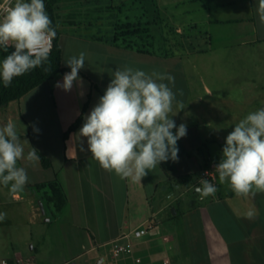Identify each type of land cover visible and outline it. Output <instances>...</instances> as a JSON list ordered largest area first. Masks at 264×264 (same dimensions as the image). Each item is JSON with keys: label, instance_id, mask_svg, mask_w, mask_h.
I'll list each match as a JSON object with an SVG mask.
<instances>
[{"label": "crops", "instance_id": "1", "mask_svg": "<svg viewBox=\"0 0 264 264\" xmlns=\"http://www.w3.org/2000/svg\"><path fill=\"white\" fill-rule=\"evenodd\" d=\"M5 1L0 0V7ZM163 1H152L151 21H145V15L138 18L148 23L152 33L162 32L165 49L157 51L153 47L146 53L114 42L112 20L108 34L81 33V28L91 27V23L76 22V14L98 9L112 11L116 8L113 2H69L75 6L67 8H60L63 3L58 4L55 17L60 34L61 66L70 69L65 64L66 55L86 53L85 67L79 71L82 87L74 82L69 92L55 88L57 81L62 83L64 73L11 102L4 112L0 111L4 124L9 120L16 122L25 155L33 147L52 164L51 168L44 169L39 161H18V166L27 171L28 182L22 191L14 194L0 184V206L7 201L24 204L29 217L35 220L45 215L46 204L43 191L28 186L55 180L65 197V205L55 219L59 222L64 215L62 225L71 232L66 242L70 259L62 264H104L105 255L99 250L112 246L119 236L130 232L125 230L136 219H132L134 215H140V223L133 230L148 222L155 227V217L169 204L152 209L147 185L155 191L157 183L167 180L171 184L198 174L195 183L189 182L198 195L195 188L200 184V173L206 166L215 168L220 161L225 138L230 133L228 127L234 128L239 122L242 109L247 115L264 107V97L258 99V91L264 95V83L258 81L264 79V25L257 14L258 0H168L162 4ZM58 12H63L64 17ZM185 35L189 39L185 40L184 49H175L170 39ZM126 65L149 74L156 71L174 76L176 99L172 110L178 107L188 112L171 117L177 126L181 123L187 126V135L177 142L178 162H161L140 182L120 179L114 172L104 170L91 158L86 138L85 150L81 152L77 147L75 160L66 155L70 138L104 94L113 72ZM226 110L233 112L230 122L225 120ZM81 114L80 125L64 140V133ZM33 126L39 132H34ZM214 185L215 195L207 197L198 210L201 260L197 259L191 238L181 225L166 250L154 244L155 239L140 241L131 256L113 254L110 264H264V192L238 197L228 184L219 182L218 174ZM130 197L133 210H130ZM40 204L44 213L40 212ZM30 250L36 256L35 248ZM94 252L99 255L92 262L90 255ZM35 256L29 258L31 264H43ZM19 258L14 254L11 259H2L0 264H13Z\"/></svg>", "mask_w": 264, "mask_h": 264}, {"label": "clouds", "instance_id": "2", "mask_svg": "<svg viewBox=\"0 0 264 264\" xmlns=\"http://www.w3.org/2000/svg\"><path fill=\"white\" fill-rule=\"evenodd\" d=\"M257 14L264 25V0H258ZM55 37L56 30L44 0H15L0 17V49L6 52L9 47L14 49L0 61V80L4 87L10 86L15 77L43 66ZM85 58L84 52L70 56L65 61L70 72L54 87L65 92L72 90L74 82L82 87L79 71L85 67ZM174 85L175 78L170 74L156 71L149 74L127 65L116 68L104 94L70 138L67 157L75 160L77 147L81 152L85 150L86 138L92 159L120 179L133 182H140L161 162H178L177 142L187 135V126L183 123L177 126L171 118L173 115L169 116L176 99ZM25 130L26 126L24 134ZM33 130L39 132L35 126ZM39 158L33 147L25 155L16 122L9 120L0 126V184L13 194L22 191L28 174L24 167L18 166V161L35 162ZM214 171L219 182L227 183L238 197L264 192V107L249 112L234 125L225 138L221 159ZM195 191L203 200L214 196L217 188L208 179L201 178ZM6 216L0 212V221Z\"/></svg>", "mask_w": 264, "mask_h": 264}, {"label": "rangeland", "instance_id": "3", "mask_svg": "<svg viewBox=\"0 0 264 264\" xmlns=\"http://www.w3.org/2000/svg\"><path fill=\"white\" fill-rule=\"evenodd\" d=\"M101 2H113V6L116 8L112 11H105L104 9L92 10L88 14H76L74 17L76 22L82 23L84 21L91 23V27L88 25L85 28H81V33H93L100 31L103 34L110 32V21L114 24H133L139 31L148 30L147 33H140L134 37H128L125 42L118 40L119 45L134 49L136 51L149 52L153 49L162 50L164 48L162 32L152 31L147 27L148 23H142L139 19L142 15H145V21H151L153 19V0H100ZM167 4L168 0L161 2ZM75 3H63L60 8H67L69 6H75ZM101 4V3H100ZM147 13V14H145ZM60 17H64L63 12L57 13ZM139 18V19H138ZM138 19V20H136ZM109 31V32H108ZM188 35L171 38L172 44L175 49H184L183 44ZM154 42V43H153ZM70 49V48H69ZM73 49V48H72ZM69 56L66 55V60ZM65 60V61H66ZM197 68L200 70L201 64L197 63ZM258 81L264 83V79L261 78ZM181 86V82L177 83ZM264 95L262 91H258V99H263ZM169 113L172 118L180 116L181 114L188 113L183 108H175ZM226 121H231L233 112L226 110ZM241 119L246 116V111L242 109ZM2 113H0V126L5 125L2 120ZM52 132L53 129L49 128ZM229 132L233 130V127H228ZM198 174H193L188 178H181L175 183H171L166 180L161 184L156 185L155 191L147 185L146 193L150 196L151 208L158 210L159 207H163L165 204H169L168 207L162 209L159 215L155 217L156 225L152 231L144 236L141 241H147L155 239L156 245H160L164 250L171 245L174 232L177 231L181 225L185 227L184 231L187 237L191 238L193 243L194 253H197V259H202V241H201V229L199 224L198 210L206 203L205 199H200L199 195L193 192V188L190 187L189 182L195 183ZM227 184V183H225ZM190 190H189V189ZM8 190L6 194L8 196ZM133 200L130 197V210H133ZM40 210V208H39ZM0 212L6 213V219L0 221V262L2 259H11L14 254H18L26 264L27 259L31 256H35L30 250V247H34L36 250V258L40 259L43 264H62L64 261L70 259V253L66 249V242L68 241L69 232L65 226L62 225V221L65 219L63 215L61 221L55 219L57 214L54 213L51 206L45 207V215L33 220L29 217L28 208L24 204L13 203V201H7V204L0 206ZM41 212V211H40ZM151 211H148L150 215ZM176 212V215L173 213ZM132 216V214H131ZM140 215H134V218L127 224V230H133L140 222ZM174 218V219H173ZM48 222H43L47 220ZM175 221V222H174ZM77 232V231H76ZM79 235V234H78ZM185 234L183 232L182 237ZM166 238V240H164ZM182 238V239H183ZM168 239V240H167ZM100 253L105 255V263H111V256H113L112 246H106L104 249L99 250ZM99 252H94L90 255L92 262L97 257Z\"/></svg>", "mask_w": 264, "mask_h": 264}, {"label": "trees", "instance_id": "4", "mask_svg": "<svg viewBox=\"0 0 264 264\" xmlns=\"http://www.w3.org/2000/svg\"><path fill=\"white\" fill-rule=\"evenodd\" d=\"M79 1H93V0H44L45 8L47 14L52 20V26L56 30V37L53 40V46L48 57V60L41 67L30 70L22 76L15 77L8 87H4L2 80H0V111L8 107L11 102L20 100L27 93L35 89L36 87L42 85L43 83L56 78L57 76L70 72V69L62 68L61 66V49L59 46V31L56 25L55 17V7L60 3L66 2H79ZM147 33L148 30L139 31L138 28L134 27L133 24H116L114 26V42L122 40L123 42L128 39V37H134L140 33ZM13 48L4 51L0 49V61H2L6 55ZM140 53H146L144 51H139ZM47 69V71L45 70ZM87 104L84 106L82 113L85 111ZM82 120V114L75 120V122L68 128L66 133H64L63 139L65 140L73 131H75L80 125ZM39 158V163L42 168L49 169L52 167L51 161L37 151ZM34 188L36 191H43L42 199L47 206H51L55 214L62 211L65 205L64 194L59 187L58 183L53 180L50 182L35 184L34 186H28V188Z\"/></svg>", "mask_w": 264, "mask_h": 264}, {"label": "built area", "instance_id": "5", "mask_svg": "<svg viewBox=\"0 0 264 264\" xmlns=\"http://www.w3.org/2000/svg\"><path fill=\"white\" fill-rule=\"evenodd\" d=\"M13 5V0H6L0 7V17L6 14L8 8ZM215 168L213 165L206 166L202 169L200 173L199 183L201 178L208 179L209 182L215 183L217 173L214 171ZM206 173H208L206 175ZM154 229L153 223H146L144 226L131 230L128 233L122 234L112 243V252L116 256H131L137 244L141 239L146 236L150 231ZM139 260H137L138 262ZM24 263L22 258H19L13 262V264H22ZM31 259L26 261V264H31ZM1 264H8L7 262H2Z\"/></svg>", "mask_w": 264, "mask_h": 264}, {"label": "water", "instance_id": "6", "mask_svg": "<svg viewBox=\"0 0 264 264\" xmlns=\"http://www.w3.org/2000/svg\"><path fill=\"white\" fill-rule=\"evenodd\" d=\"M40 208H41V212L44 213V209H43L41 204H40ZM46 221H48V220H46Z\"/></svg>", "mask_w": 264, "mask_h": 264}]
</instances>
